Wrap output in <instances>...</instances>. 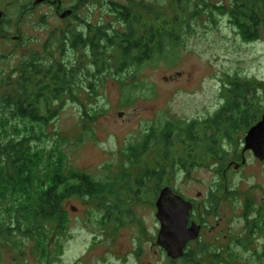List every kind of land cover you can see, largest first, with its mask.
<instances>
[{"label": "rangeland", "instance_id": "obj_1", "mask_svg": "<svg viewBox=\"0 0 264 264\" xmlns=\"http://www.w3.org/2000/svg\"><path fill=\"white\" fill-rule=\"evenodd\" d=\"M14 1L0 0V8L13 12L16 9L9 6ZM20 1L31 5L30 0ZM76 1L66 3L71 6ZM139 1L169 13L176 4L174 0ZM190 1L191 5L196 0ZM203 1L206 7L201 5L179 48H170L165 58L123 74L118 73L112 56L106 57L109 67L98 73L91 53L84 49L61 52L58 47L63 34L86 31L89 25L123 30L112 6L127 1H89L83 3L78 17L66 21L56 17L50 6L23 19L10 14L8 29L12 32L11 26H18L23 41L0 40V84L6 77L17 80V68L35 56L44 58L46 46L69 67L82 62L87 68L85 73L78 72L76 97L57 105L59 110L36 147L47 154H63L70 170L115 184L126 170H142L133 165L130 148L139 147L153 128L161 129L169 121L203 122L219 111L230 77L258 84L257 105L264 111V34L255 42L245 41L229 16L214 7L228 9L232 0ZM43 14L51 15L40 19ZM2 109L0 104V118L10 117L9 109L5 113ZM19 124L22 119L0 123V138L4 128L12 135V127ZM199 133L205 136L207 131L203 128ZM246 135L237 139V145L224 144L229 153L240 154V162L231 161L224 168L220 164L199 167L190 173L181 170L169 184L186 199L202 195L195 216L206 226L188 250L193 262L186 257L173 260L158 244L161 225L154 204L135 205L122 227H106L102 221L108 207L73 198L66 203L69 221L64 232H56V225H42L49 240L53 237L44 243L45 250L33 237L14 233L0 240V264H264V161L247 152L242 164ZM155 158L152 150L143 160L150 165ZM238 164L241 167L236 169ZM9 212L0 205V225L12 224L16 215Z\"/></svg>", "mask_w": 264, "mask_h": 264}, {"label": "trees", "instance_id": "obj_2", "mask_svg": "<svg viewBox=\"0 0 264 264\" xmlns=\"http://www.w3.org/2000/svg\"><path fill=\"white\" fill-rule=\"evenodd\" d=\"M174 2L172 14L144 1L131 0L126 6L113 4L123 30L113 29L110 24L109 28L89 25L86 31H69L60 40L59 51L86 50L94 57L98 73L109 67L108 56H112L110 59L122 74L165 58L170 48L181 46L204 3ZM231 2L230 8L214 6L215 10L229 16L245 41L259 40L264 34V0ZM45 48L44 58L37 55L22 65L17 80L6 77L0 84L2 110L9 109L10 113V117L0 118V123H7L10 118L22 119V125L12 127V135L4 128L0 138V205L16 215L12 224L0 225V240L18 233L33 237L45 250L44 243L53 241V237L49 240L41 231L42 225H56V232H64L69 221L66 203L73 198L108 207L103 225L122 227L134 214L135 205H153L181 170L190 173L199 167L211 169L220 164L224 168L231 161L240 162V154L229 153L224 144L237 145V139L260 122L264 114L257 105L259 85L230 77L223 92L225 104L212 117L203 122L169 121L161 129L153 128L139 147L130 148L133 165L142 170H126L117 183L103 184L68 169L63 154H47L36 147L45 128L53 122L57 105L67 97H76L78 72H87L82 62L69 67ZM203 128L207 131L205 136L199 133ZM152 150L156 158L146 165L143 158ZM251 207L249 203L247 217ZM189 257L188 262H193Z\"/></svg>", "mask_w": 264, "mask_h": 264}, {"label": "water", "instance_id": "obj_3", "mask_svg": "<svg viewBox=\"0 0 264 264\" xmlns=\"http://www.w3.org/2000/svg\"><path fill=\"white\" fill-rule=\"evenodd\" d=\"M71 13V11L65 13L63 18ZM1 21L2 14L0 13V23ZM120 116H123V114ZM247 152H252L254 157L264 161V114L261 121L248 130L245 137L243 165L246 164ZM240 167L241 165L238 164L236 169ZM156 207L158 210L157 218L161 223L158 244L173 260L183 258L185 256L184 250H186L188 244L191 241L198 240L201 234V226L195 223L191 226L188 225L190 224V213L193 210V205L177 195L173 188L166 187L161 191Z\"/></svg>", "mask_w": 264, "mask_h": 264}, {"label": "flooded vegetation", "instance_id": "obj_4", "mask_svg": "<svg viewBox=\"0 0 264 264\" xmlns=\"http://www.w3.org/2000/svg\"><path fill=\"white\" fill-rule=\"evenodd\" d=\"M89 1H97V0H77L76 2H74L75 4L71 5V6L67 5L66 0H30L31 5H28V4L22 5L20 0H15L14 3L10 4V6H9V7L13 6V9L14 8L16 9L13 12L7 11L6 8H0V13L2 14V21L0 23L1 24V26H0V40H2V41L12 40L16 43L23 41V36L19 32L20 29H18V26L12 25L11 26V30H13L12 32H10L8 29L9 23H8L7 19H8V16L10 14L13 15L14 17H16L17 19H23L25 17L36 16L37 11H40V9L44 8L45 6H47V7L50 6L53 9V14H55L56 17H59L63 21H66V20L72 19L74 17H78L80 12L82 11V9L84 7L83 3H87ZM125 1H127L126 4H128V3H130L131 0H125ZM136 1H138V0H136ZM28 3H29V1H28ZM69 11H71L72 13L63 18L65 13H67ZM50 15L51 14H43V15H41L40 19H47ZM115 15H117V13ZM21 68H22V65L20 67H18L17 68L18 70L16 71L19 75L21 73V71H20ZM166 187H171V186L169 185ZM171 188H173V187H171ZM174 192L177 195H180L181 197H183V199H185L186 201L190 202L193 205V210L190 213V224H188V225L191 226L193 223H195V224L201 226V234H200V237H201L202 232L205 229L206 225L200 224L196 220L195 212L198 209V202L202 200V198H201L202 195L199 194L197 199H186L184 195L178 193L176 190H174ZM160 194H161V192H160ZM160 194L156 199H154L155 200L154 201L155 206H156V203L160 197ZM160 225H161V223H160ZM160 231H161V229H160ZM159 234H160V232H159ZM198 240L191 241L188 244L186 250H184L185 251L184 257H187L190 253L192 254V252L191 251L188 252V250H189L190 246L192 244H194L195 242H197Z\"/></svg>", "mask_w": 264, "mask_h": 264}]
</instances>
